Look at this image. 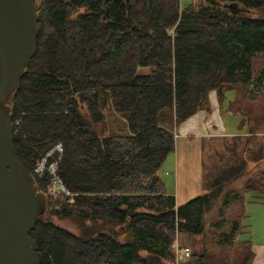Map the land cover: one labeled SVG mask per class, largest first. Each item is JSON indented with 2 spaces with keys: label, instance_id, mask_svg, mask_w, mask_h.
Segmentation results:
<instances>
[{
  "label": "trees",
  "instance_id": "obj_1",
  "mask_svg": "<svg viewBox=\"0 0 264 264\" xmlns=\"http://www.w3.org/2000/svg\"><path fill=\"white\" fill-rule=\"evenodd\" d=\"M36 11V51L9 109L17 158L46 195V211L30 231L39 264H173L176 234L206 236L207 214L224 185L238 181L240 191L229 189L219 210L244 193L264 196V146L252 143H264V135L231 137L246 140L245 154L224 162L210 183L203 172L207 192L182 204L165 192L158 173L180 125L210 110L211 91L223 103L225 90L242 93L264 78V69L253 78V57L264 53V0L184 7L180 0H38ZM140 67L148 72L137 73ZM107 110L127 127L108 134ZM248 116L249 124L264 125V112ZM56 143L57 174L72 203L53 201L48 176L33 170ZM54 218L71 221L76 231ZM224 223H208L220 251L203 240L188 264H251V242L237 240L240 221L228 231ZM232 245L238 249L229 259L223 247Z\"/></svg>",
  "mask_w": 264,
  "mask_h": 264
},
{
  "label": "water",
  "instance_id": "obj_2",
  "mask_svg": "<svg viewBox=\"0 0 264 264\" xmlns=\"http://www.w3.org/2000/svg\"><path fill=\"white\" fill-rule=\"evenodd\" d=\"M38 0H0V264H39L30 231L47 207L13 145L9 102L36 51Z\"/></svg>",
  "mask_w": 264,
  "mask_h": 264
},
{
  "label": "rangeland",
  "instance_id": "obj_3",
  "mask_svg": "<svg viewBox=\"0 0 264 264\" xmlns=\"http://www.w3.org/2000/svg\"><path fill=\"white\" fill-rule=\"evenodd\" d=\"M200 0H180V5L182 7L190 5V4H197ZM232 14H242L243 11H240L241 9H228ZM264 69V53H257L253 57V78L254 80L257 78L258 75H260L261 70ZM148 69L145 67H140L137 71V73L144 74L147 73ZM244 91L241 93L240 91H236L233 89H227L224 92L225 98L232 99V102L234 103L233 106L228 103L229 107L232 108L234 112L229 113L225 108L223 110V116L225 117V122L231 125L232 127H235L239 120V113L242 114L243 119L242 123L243 126H241L239 129V132L244 130V134H239L236 137L246 138L255 136L257 138H261L262 135H264V125L257 124L256 121L254 124H249L247 117L250 114H254L255 117H258L260 114L264 112V78H261V80L258 81H252L251 84H249L247 87H244ZM210 94V93H209ZM228 102V101H227ZM225 107V105H224ZM198 114L192 115L187 120H185L182 124L181 130L183 132L185 131H191V130H197V128L194 127V125L200 123V120H198ZM205 121V120H204ZM247 122V123H246ZM105 124L107 127V133L108 134H114L119 129L126 128L127 122L116 115L112 111H105ZM243 127V128H242ZM253 128L251 131L250 129ZM236 129V128H235ZM237 130V129H236ZM233 137V136H231ZM229 138H222L217 137V139H205L203 143L201 144V152L193 153L192 145H194L195 149H197V145L195 144V141L188 142L186 139L179 138L176 143V149L173 153L169 154L166 157V160L164 164L159 169L158 173L160 177L162 178V181L166 184L167 187H172V189L176 190V192L179 193V197H181L183 194L188 195H194V191L198 190L200 192L202 183H203V172H207V181L210 183L212 182V178L220 172L218 167H222L224 162H227L228 164L232 163L235 159L233 156L234 154L238 157L245 154V150L248 149L247 145L245 144L246 140L241 141H234L233 139ZM222 138V139H218ZM253 144H256V149L260 147V151H262L264 143L261 142L260 144L255 141L252 142ZM185 146V147H184ZM182 147V153L180 151V148ZM258 151V150H257ZM197 152V151H196ZM227 160V161H226ZM223 161V162H222ZM252 168L254 167L253 164H250ZM208 168V169H207ZM209 168L211 172L209 171ZM254 171L251 172H257L258 169H253ZM175 175H176V184H175ZM253 176V174H251ZM240 184L238 181H234L231 184H226L222 187L221 194L219 195L217 201L215 202L214 211L210 214V217L207 218V225L205 229L206 236L203 238L199 235V237H194L195 241L191 243H182V236L180 233H178V236L176 234L175 242L179 244V246L185 247L188 246L191 254L194 252H201V244L203 240H206L207 248L210 251L211 249L219 250V246L216 247L212 244L213 240L211 239V236L213 237L212 233L209 231L208 223L212 222V220H220L221 218L226 221L224 223L223 230L228 231L230 229V226L233 222V220L240 221V219L243 217V214H246V210H250L252 208L250 206V193H244L242 195V198H244V205L242 204V201L240 199L235 198L233 202H228L225 204L221 210H219V206L222 203V199L226 197V194L228 193V190L231 188L237 187V190L240 191L239 188ZM207 189L206 187H203L202 193H206ZM197 195V194H196ZM52 198V197H51ZM53 201H55V198H52ZM59 200V199H57ZM56 200V201H57ZM63 200V199H60ZM54 208H58L57 204H54ZM262 213H263V220L258 222V225L254 226L252 225L251 229L256 228L259 232L258 234L253 233L252 236L251 233L248 234V236L245 235L244 232H241L237 236V240L244 239L249 237V239L252 241L259 240L261 241L264 239V235L262 232L264 229V202L262 205ZM247 211V213H248ZM243 224H245V218L243 219ZM54 221L58 223L60 226L66 227L69 230L76 231L75 225L67 220V219H57L54 218ZM209 221V222H208ZM218 230V229H217ZM179 239V241L177 240ZM173 243V244H174ZM186 244V245H185ZM235 244V243H234ZM193 245V246H192ZM233 246V245H232ZM238 249L237 245H234L233 247H223V254H230L229 259L233 257V254H235ZM174 251V248H173ZM188 264V258L187 260H178V264ZM175 264V258L174 263Z\"/></svg>",
  "mask_w": 264,
  "mask_h": 264
},
{
  "label": "crops",
  "instance_id": "obj_4",
  "mask_svg": "<svg viewBox=\"0 0 264 264\" xmlns=\"http://www.w3.org/2000/svg\"><path fill=\"white\" fill-rule=\"evenodd\" d=\"M229 100L230 99L226 97L222 101L223 103H221V101H219L217 92L215 90L211 91L209 94L210 110H208V111L202 110V111H199L196 113L199 115L198 120H200V123L194 125V127L197 128V130H191V131L188 130V131L183 132L181 130L183 123L180 125L178 132L175 136V149H176L177 140L179 138L186 139L188 142H192L194 140L195 144L197 145V149H195L194 145H192V148H190V146H188V148L192 149V152L193 153L195 152V154H196V153L201 152L200 146L205 139H217V137L229 138V137L234 136V135H239V134L243 135L244 130L239 132L240 127L243 126V123H242L243 116L241 113H239L240 120L235 127H232L231 125H229L228 123L225 122V117L223 116L224 108L229 113L234 112L232 110V108H230L228 105L227 101H229ZM224 105H225V107H224ZM196 114H194V115H196ZM243 127H246V126L244 125ZM222 138H218V139H222ZM180 151L182 153V151H183L182 147L180 148ZM175 184H176V175H175ZM164 186H165V192L167 194L174 195L177 205L182 204V203L186 202L187 200H189V199H191L197 195L202 194V191H203V183H202V187H201L200 192H198V190L197 191L195 190L194 195H188L186 193V194H183L181 197H179V193L176 192V190L174 192V190L172 189L171 186L167 187L165 183H164ZM242 200H243L242 204L244 205V203H245L244 198H242ZM248 202H250V206L252 208H250L249 211L246 210V214L245 215L243 214V217L240 219V223L242 226V228L240 230H241V232H244L246 236H248V234H250V233H251L250 236H252L253 233L258 234V232H259L256 228L251 229L252 225L254 224V226H255V224H256V226H257L258 222L263 220V213H262L261 207H262L263 202H264V196H254L253 194L250 193V199ZM213 211H214V209H212L210 211V213L207 214V218L210 217V214ZM247 211H248V213H247ZM244 218L246 219L245 224H243ZM260 232H262L264 235V229H263V231H260ZM180 234H181L182 240H183L182 243H191L192 244L195 241L194 237L195 236L199 237V235H193V234L188 233V232H182ZM177 236H178V234H177ZM245 239H248L252 245V252H253L254 256H253V260H252L251 264H264V239H262L261 241H259V240L252 241V239L250 240L249 237H247V238L240 239V240H245ZM177 240L179 241V239H177ZM185 247L189 248L188 246H185ZM184 260H187V259H184Z\"/></svg>",
  "mask_w": 264,
  "mask_h": 264
},
{
  "label": "built area",
  "instance_id": "obj_5",
  "mask_svg": "<svg viewBox=\"0 0 264 264\" xmlns=\"http://www.w3.org/2000/svg\"><path fill=\"white\" fill-rule=\"evenodd\" d=\"M19 120H16V123ZM62 145L56 143L52 148L47 150L35 163L34 172L39 177H47L48 182L46 183L47 194L57 199L66 200L69 203L73 202V193H71L64 185L62 179L57 174L58 165L61 160ZM175 264H178V260L187 259L191 252L189 248L179 246L177 242L173 244Z\"/></svg>",
  "mask_w": 264,
  "mask_h": 264
}]
</instances>
